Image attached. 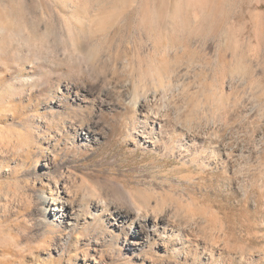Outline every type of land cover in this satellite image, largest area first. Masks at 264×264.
<instances>
[{"label":"rangeland","instance_id":"obj_1","mask_svg":"<svg viewBox=\"0 0 264 264\" xmlns=\"http://www.w3.org/2000/svg\"><path fill=\"white\" fill-rule=\"evenodd\" d=\"M0 224V264H264V0H0Z\"/></svg>","mask_w":264,"mask_h":264},{"label":"bare ground","instance_id":"obj_2","mask_svg":"<svg viewBox=\"0 0 264 264\" xmlns=\"http://www.w3.org/2000/svg\"><path fill=\"white\" fill-rule=\"evenodd\" d=\"M109 89V88H108ZM125 90V89H124ZM110 91H111V89H110ZM130 92V91H129ZM112 93V92H111ZM127 93V92H126ZM126 96V95H125ZM142 96V95H141ZM144 96V95H143ZM154 97V96H153ZM158 97V96H157ZM163 97H165V96H163ZM155 98V97H154ZM128 99V98H127ZM154 100V99H153ZM162 100V99H161ZM151 99H149L148 97H146V96H144V97H141L137 102H136V104H138V106H139V110H140V113H141V115H143V117H144V119L146 120V119H149L150 120V118L152 117V119L153 120H151L152 122H153V124L155 125H158V127L159 126H161L162 125V121L164 120L162 117L163 116H161L160 114H158V112H157V110L154 112L153 110H152V107L151 106H153L154 107V105H152L151 103ZM160 102V101H159ZM158 102V103H159ZM152 103H153V101H152ZM161 103V102H160ZM157 105V104H156ZM165 105V104H164ZM163 104H162V106H164ZM161 106V105H160ZM158 109V108H157ZM163 110V109H162ZM163 112V111H162ZM166 113V112H165ZM165 113H163V114H165ZM162 114V113H161ZM151 115V116H150ZM166 115V114H165ZM148 120V121H149ZM133 131V130H132ZM148 132V128L146 127V126H143L142 127V130H141V133H140V135L142 136V137H145V134ZM196 132V131H195ZM159 133V132H158ZM182 133V132H181ZM199 133V132H198ZM196 134H197V132H196ZM195 134V135H196ZM188 135V134H187ZM225 145V144H224ZM234 147H236V146H234ZM45 163V162H44ZM43 194V193H42ZM45 196V195H44ZM43 203H44V205L45 204H47L46 203V197H44V200H43ZM53 203V202H52ZM69 204L68 203H66L65 201H63V200H60L59 201V206L56 208V207H54V210L56 209V210H58V212H59V215H58V213H56V215H58V218H59V220L58 219H56V221H58V222H64V220L65 219H69L68 220V222H66V225H68V227L69 228H71L72 226H73V221H70V219H72V215H69V214H66L65 213V211H67L68 210V208H69ZM125 212V213H124ZM123 212V216H127L128 215V211H124ZM70 213L71 214H73V207H72V211H70ZM122 213V212H121ZM55 216V215H54ZM42 219V218H41ZM164 220V219H163ZM164 222H165V226H167V225H170V226H167V227H170V229L171 228H173L174 226H173V224H168V222L167 221H165L164 220ZM153 225V224H152ZM153 226H156V224H154ZM134 233H135V237L137 238V237H139L140 239L142 238V236H144L145 238H148V236H149V230L147 229V227H146V225L145 224H142V223H136V225H135V229H134ZM139 235V236H138Z\"/></svg>","mask_w":264,"mask_h":264},{"label":"clouds","instance_id":"obj_3","mask_svg":"<svg viewBox=\"0 0 264 264\" xmlns=\"http://www.w3.org/2000/svg\"><path fill=\"white\" fill-rule=\"evenodd\" d=\"M7 249H12L20 253L28 251L27 245L20 243L18 237L9 229L7 225L0 224V252ZM6 259V255H0V262L5 261Z\"/></svg>","mask_w":264,"mask_h":264}]
</instances>
